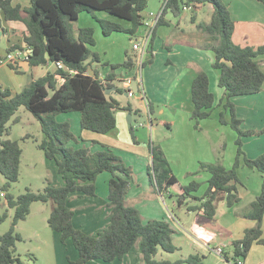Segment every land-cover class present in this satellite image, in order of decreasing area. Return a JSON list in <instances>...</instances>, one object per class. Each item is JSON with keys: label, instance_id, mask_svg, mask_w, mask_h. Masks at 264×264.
<instances>
[{"label": "trees", "instance_id": "16d2710c", "mask_svg": "<svg viewBox=\"0 0 264 264\" xmlns=\"http://www.w3.org/2000/svg\"><path fill=\"white\" fill-rule=\"evenodd\" d=\"M264 3V0H259ZM149 0H31L29 6L14 4L13 0H0V29L3 18L21 20L28 27L24 37L31 52L27 61L30 66L55 64L56 69L31 81L22 91L13 94L10 88L0 86V173L6 182L0 185L7 206L14 209L11 228L0 235V264L18 262L25 264L17 253V243L22 235L17 231L18 223L25 220L34 202L49 203L51 212L48 224L52 230L61 234V241H73L79 256L73 264H88L99 259L111 262L123 259L138 243L142 250V260L146 264H205L204 255L199 253L180 257L176 260L158 258L160 249L173 253L180 249L174 243L175 229L165 219L145 220L141 211L127 203V194L134 176L133 167L126 163L121 155L107 148L92 151L87 146L75 147L71 141H78L69 121H58L61 113H81V127L85 130L105 134L117 126L116 110L127 109L133 116L141 113L132 102L127 104L115 96L126 92L125 87L115 83V70L120 67L132 69L136 65L137 54L126 51L124 61L120 63L104 62L110 72L102 78L98 71L89 73L94 62H100L98 52L91 47L96 45L95 29L91 26L81 27L75 31L74 24L82 12H89L97 20L105 36L122 32L134 38L143 25V12ZM200 4H210L213 12L209 21L199 22L197 28L207 33L211 39L207 47L215 53L213 67L220 72L218 86L224 90L218 104L215 94L210 89V78L206 71L199 70L191 86L193 110L191 118L199 128L200 121L211 117L213 110L222 106L219 121L230 125L237 132V153L231 167L223 163L201 162L200 171L210 173L208 188L202 196L196 195L201 187L199 181L188 184L180 182L162 146L150 142L152 163L149 175L155 190L166 195L169 188L175 190L177 204L186 200L191 202L188 210L203 211V216L213 219L217 202L225 200L228 207L241 200L239 184H243L238 175V168L244 163L263 173L261 192L242 213L256 220V225L247 228L242 239L233 241L234 257L243 258L248 254L252 244L262 243V220L264 218V152L255 158L247 156L243 150V137L264 134V126L259 129L242 128V119L238 116L233 97L257 94L264 86V70L258 59L264 53V46H242L234 42L235 20L223 0H166L148 47V58L142 67L154 61V41L160 25L167 24L164 16L172 12L175 16L189 6L192 10ZM104 12L109 18H100L97 13ZM128 23L129 26L125 24ZM23 49L20 44L12 45L9 52ZM3 58L0 56V64ZM61 62L64 66L58 67ZM14 69L16 67L12 66ZM115 91L107 94L109 88ZM150 111L153 104L148 102ZM25 106L41 124L44 138H34L37 146L45 156L54 160L58 172L64 180L63 185L52 184L47 178L45 186L37 191L27 187L15 196L10 192L12 185L20 178L23 148L19 140L4 138L10 134V122H19L18 109ZM229 114L230 118L227 117ZM133 140L136 141L133 125L130 126ZM27 135L24 139L31 138ZM102 172L111 173L109 180L108 206L110 208L109 224L97 234H91L75 226V210L68 201L72 193L80 196L96 195V180ZM241 186V185H240ZM171 193V192H170ZM173 196V194H170ZM5 213L1 216L4 219ZM224 257L229 260L228 256Z\"/></svg>", "mask_w": 264, "mask_h": 264}, {"label": "crops", "instance_id": "0c3cea01", "mask_svg": "<svg viewBox=\"0 0 264 264\" xmlns=\"http://www.w3.org/2000/svg\"><path fill=\"white\" fill-rule=\"evenodd\" d=\"M165 1L166 0H149L147 8L143 12V25L138 31L139 33H143L146 28H148L149 24L153 23L154 16L162 10ZM223 1L228 6L231 16L235 20V30L233 34L234 42L242 46H253L255 48L264 46V3L259 0ZM13 3L29 6L31 0H13ZM187 10L191 11L190 16L187 15ZM187 10L185 9L180 16H175L172 12H168L164 16L167 24L158 27L157 36L154 41V61L146 67L141 68V76L139 75L140 66L138 64V57L136 65L132 69L120 67L114 71L116 75L115 83L116 81H121L123 82V87L126 79H134L136 76L141 77L144 94L147 100L151 101L153 104V110L151 112L153 127L151 128L149 121H147L145 115L146 107H143L145 103L141 99V96L137 95L132 97L136 99L132 101L133 107L141 109L140 114L134 115L138 118L136 128L147 127L150 130H154L167 126L168 132H171L172 136H174L171 138H175V149L169 144L167 146L163 141H160L158 144L162 146L176 176L174 163L184 162L178 159V157L185 149L188 151L190 159L199 162V164L200 162L215 163L220 161L227 167L233 165L237 153L236 133L229 129L231 128L230 125L220 123V111L215 110L219 107L223 109L222 106L216 107L211 117L200 121L195 139L188 137L191 133L189 131L186 138L183 137L178 141L179 134L185 133V130L182 129L180 125H177L178 121H190L192 124L195 122L191 118L193 104L190 100L192 82L198 71L204 70L209 75L210 89L215 94L216 104L219 103L224 93V90L218 86L220 72L213 67L215 53L212 49L207 47L211 37L197 28L199 22L210 20L213 7L207 4H200L194 11H192V9ZM83 14L84 12L79 15L77 22L83 20L85 26L82 27L91 26L95 29L96 45H98L97 26L99 25L100 27L101 25L97 20L98 23H92L88 19L89 17ZM97 15L100 18H109L106 13L105 15H101V13L99 15L97 13ZM125 25L129 26L128 23ZM79 28H81V26H79ZM26 34H28V27L23 21L6 20L3 18L2 28L0 29V41H6V48L1 47L0 56L4 58L9 52V48L15 44H20L23 47V49L17 50L29 51V47H27L24 42ZM112 34L109 36L103 35L104 37H110ZM134 37L136 38V35ZM133 39L134 38L130 39L132 48ZM126 51L127 50H124L121 53V58H115L114 55H109L110 50L107 48L104 49L103 53L106 60H102L101 58L100 62H94L89 73L93 74L94 71H98L100 76L104 78L110 72L111 68L109 65L104 64L103 61L120 63L124 61ZM134 53L138 56L137 51L134 50ZM258 59L264 70V53L260 54ZM12 66L13 65L9 62H1L0 86L4 89L10 88L13 94L22 91L31 81L44 76L50 71H54V67L56 68L55 64L52 62L46 65L32 67L28 61L22 58L19 60V66L16 67L17 69H14ZM142 69L147 71L148 75H146V77ZM160 90H164V94H160ZM161 101L164 103V108H160L157 104V102L161 103ZM233 101L236 104L238 116L243 120L242 128L259 129L264 126V86L262 91L257 94L235 96L233 97ZM160 109L161 114L165 115L168 110L169 114L174 118L169 115L163 119L157 118L155 114ZM123 110L131 114L127 109ZM217 111L219 112L218 114ZM134 116L132 115V121L134 120ZM143 116H145V121H143L144 125L138 126L137 123ZM227 117L230 118L229 114ZM79 118H81L80 112H68L57 117V119L61 121H69L71 123L72 131L78 137V141L70 142L71 145L75 147L87 146L92 151L109 148L118 155H121L127 164L132 165L133 162H138V169L135 168L136 166L134 164L132 165V167L134 166V176L131 179V186L127 194V203L136 206L141 211L145 220L155 218L165 219L171 223L176 231L173 237L179 236L180 234H187V236L189 235L190 237L196 236L198 239H194L199 241V244H201L200 246H203V243H209L210 245L215 243L212 244L213 246L225 244V253L228 258L231 257V254L235 255L232 244L233 241L242 239L245 230L256 225L255 219L247 217L242 213L261 192L263 183V173L261 171L256 168H250L242 163L238 168V175L243 182V185L239 187L241 200L232 207H228L225 200H219L217 202L216 214L213 219L205 218L201 210L196 212L195 221L186 227L184 226L185 224L178 222L176 219L175 222L171 220L169 212L166 210L165 195L157 194L153 187H151L152 184L150 183L148 171L152 160L150 144L149 150L144 153L138 152L132 148H121L115 144H108L104 137L95 135L97 132L82 129V127L79 126ZM73 122L75 126H73ZM27 135L30 136L31 134ZM31 136L34 137L33 135ZM44 136V133L41 132L40 137L35 138L42 140ZM136 141L140 142V138L137 137ZM178 149H180L178 153L173 151ZM243 150L250 158H255L263 153L264 134L244 136ZM23 155L22 160L24 157ZM44 158L48 166L51 167L49 179L52 184L57 186L63 185L64 180L62 175L58 172L56 162L48 159L46 156ZM188 171L189 170H187V172ZM203 172L208 173L210 178V173L205 170H197L194 173L197 175ZM111 176L109 172H102L98 176L96 180V195L94 196H80V193H72L70 195L68 204L75 210L73 222L76 227L81 228L87 233L97 234L109 224L110 208L108 206V193ZM194 180L198 181L197 179ZM1 196L5 197L3 192H1ZM173 203L177 204L175 200ZM35 204L37 203L34 202L32 204L29 216L25 220L20 221L17 226L19 231V227L22 229L24 226L27 228L26 226L29 225L26 236L31 239L37 237L36 241L38 243V248L35 252H29L28 254H23L21 252L17 253L21 255L25 264H29L28 261L30 260H32L30 264H64V259L66 260V264H73L68 258L75 261L79 256L78 250L73 249L71 254H66L64 244H68L71 239L63 243L61 241V234L50 228L48 216L51 212V205L49 203H41V205L37 207V210L34 211L33 206H37ZM5 205L7 206V201H5ZM209 220L213 222L211 225L206 223L209 222ZM262 231L263 242L252 244L248 254L244 258V264H264V218L262 220ZM21 235L24 238L22 232ZM228 248L230 249L227 250ZM225 260L227 264H229L226 258ZM12 264L20 263L15 262ZM88 264L146 263L142 260V250L140 243H138L123 259H115L111 262L95 259L89 261ZM205 264L207 263L205 262Z\"/></svg>", "mask_w": 264, "mask_h": 264}, {"label": "rangeland", "instance_id": "374dc122", "mask_svg": "<svg viewBox=\"0 0 264 264\" xmlns=\"http://www.w3.org/2000/svg\"><path fill=\"white\" fill-rule=\"evenodd\" d=\"M207 5H210V4H207ZM186 12L188 16L191 15V11L187 10ZM100 13L101 15H105L104 12H98L99 15ZM83 15H86V17H89L88 19L92 23H98L89 12H84ZM104 18H107V17H104ZM79 26L81 27L85 26V23H83V20L80 22H77V21L75 22L74 28L76 32L79 29ZM97 28H98V36H97L98 45H96L93 48L91 47V49L93 51L99 52V55L101 56L100 58H102V60H106V57L103 53V50L106 48L110 50L109 55H114L115 58L116 57L121 58V53L124 50H128L129 52H132V43L130 41L131 37L129 34L113 33L112 36L110 37H104L103 32H102V27L101 26L99 27L98 25ZM1 47L6 48L5 40L0 41V49ZM104 62L105 61H103V63ZM54 69L56 68L54 67ZM142 71L144 72L145 77H146V75H148L147 71L145 69H142ZM116 83H118V86L123 87V82L116 81ZM159 93L164 94V90H160ZM115 96L120 101H122L123 105L127 104L128 101L132 102L136 100L128 96L126 92L115 93ZM190 101L192 102V99ZM157 104L159 105L160 108L162 107L164 108L163 106L164 103L162 101L161 103L157 102ZM143 107L145 108V105H143ZM220 109L221 107L215 110L221 111L222 109L221 110ZM218 111H217V114L219 113ZM71 113H79V112H71ZM116 113H117L118 123L114 131L109 132L107 134L95 133V135L104 137V139L106 140L108 144H115L121 148L122 147L132 148L134 150H137L138 152L144 153L145 151L149 150V144L151 141H154L155 143H159L160 141H163L164 143H166L167 146L169 144L175 149V138H171L174 136H172L171 132L170 133L168 132L167 126H163L161 129H154V130H150L147 127L136 128L137 127L136 122L138 119L137 117L134 116V120L130 122L128 118L129 114L125 112V110L118 109L116 110ZM61 114H64V113H61ZM59 115H57V117ZM168 115L174 118L172 115L169 114L168 110L165 115L161 114V109L157 111L155 114L157 118H162V119ZM16 116L19 118V122H16V123H14L13 121L10 122L9 123L10 134L4 136V138H10L12 140H19L20 145L24 149V155H23L24 157H23V160L21 161V167H20V178L17 182H15L12 185L10 189V192L14 194L15 196L23 193L27 187H30L34 191H37L43 188V186H45L47 182V178H50L49 174H51V170H50L51 167H49L48 164L45 162V158H44L45 153L43 150H41L37 146V143L34 139L35 137L39 138L41 135L42 130H41L40 121L29 110H27L25 106H21L18 109ZM79 119L81 120V118ZM57 120L61 121L59 119ZM80 120H79V126H81ZM141 120L145 121V116H143L140 119V121ZM61 122H64V121H61ZM131 124L134 127L135 136L137 135V137L140 138V142L133 140V137L130 131ZM177 125H180L181 128L185 130V133L179 134L178 141L182 139L183 137L186 138L188 136L189 131L191 133H190V136L188 137L191 139L196 138L197 128L195 126V122H193L192 124L190 121L183 122L179 120ZM184 125H185V128H184ZM73 126H75L74 122H73ZM186 128H187V131H186ZM229 129L234 131L237 136V132L235 130H233L232 128H229ZM27 134H31L34 137L24 139V137ZM179 150L180 149L173 150V151L178 153ZM178 159H181L184 161L183 163H179V162L174 163L175 172L178 178L184 184H187L191 182L192 180L197 179L201 183V187L199 191L197 192V195L202 196L208 188L209 174L203 172V173L196 175L194 173L195 171L200 170V164L199 162H195L194 160L190 159L189 153L186 149L185 151L182 152V154H179ZM151 163H152V160L150 162V165ZM133 164L136 166L135 168L137 169L139 168L138 162H133ZM133 170H134V166H133ZM187 170L189 171L187 172ZM148 171H149V168H148ZM149 178H150V175H149ZM5 182H6L5 177L0 173V185L5 184ZM150 183L152 184L151 179H150ZM240 185H243V184H239L238 186L240 187ZM151 187H153V189L155 190V187L153 184L151 185ZM169 191L173 194V196H171L170 193L167 191L164 197H165L166 210L169 212V216L171 220L175 222V219H176L178 220V222L183 223L185 224L184 226L188 227L196 219V212L188 210V205L191 202H189V200H186L184 204L182 205L174 204L173 203L174 200L177 203V197L174 194L175 190L171 187L169 188ZM1 192L2 191L0 190V235L7 232L11 228L12 218L14 215V209L5 205L6 199L5 197L1 196ZM155 192L157 191L155 190ZM157 194H160V193L157 192ZM35 203H37L35 204L37 206H33L34 211L37 210V207L41 205L42 202H35ZM5 213H7V216L4 219H1V216H3ZM206 223L211 225L213 222L209 220V222H206ZM21 225H25V224H21ZM26 227L28 228L29 225H27ZM27 228H25V226L22 229L21 227H19V231H18V226L16 227L17 231L20 234L22 232L24 235V238L22 239V241H19L17 243V252H21L23 254H28L29 252H35L38 248L37 247L38 243L36 241L37 237L31 239L26 236L27 231H28ZM194 238L196 239L197 237L196 236L190 237L189 235L187 236V234H180L179 236L174 237V243L178 247H180V249L173 253H168L160 249L157 257L176 260L183 256L186 257L190 254L199 253L201 255H204V261L207 264H227L224 256L218 255L216 252H214L213 250L207 247L200 246L201 244H199V241L195 240ZM212 244H215V243H212ZM212 244L210 246L214 247L215 245L213 246ZM64 245H65L66 254H69V253L71 254L73 249H76L72 240H69L68 244H64ZM229 249L230 248H228L227 250ZM233 258H234V255L231 254V257L229 258V260L231 261L233 260ZM28 263L29 264L32 263V260L28 261ZM64 264H66L65 259H64Z\"/></svg>", "mask_w": 264, "mask_h": 264}, {"label": "built area", "instance_id": "2783aa9c", "mask_svg": "<svg viewBox=\"0 0 264 264\" xmlns=\"http://www.w3.org/2000/svg\"><path fill=\"white\" fill-rule=\"evenodd\" d=\"M186 9H192V6H189ZM162 10H163V8H162ZM162 10L154 16L153 23L149 24L148 28H146V30L143 33L137 34L136 38L134 37V39H133V49L138 52L137 57H138V64L140 66V74H139L140 76H141L142 65L148 56V47H149L150 40L152 37L153 28L155 27L160 15L162 14ZM30 52H31V50H29V51L17 50L14 52H8L6 54V56L3 58L2 62H9L14 67H18L20 58L27 61ZM56 65L60 68L64 66L61 62H58ZM135 80L138 83V87H139L138 92H135L132 89V85H133ZM124 87L127 89L126 93L128 96H130V97H135L137 95L141 96V99L145 103V107H146L145 115H146L147 121H149V125L152 128L153 122H152V115H151V111H150V107H149V103H148L149 101L147 100V98L144 94V88L142 85L141 77L136 76V77H134V79H131V78L126 79L124 82ZM137 125L143 126L144 122L139 121L137 123ZM202 245L204 247H207V248L213 250L218 255H221V256L225 255V247H226L225 244H221L219 246H214V247H211L209 243H203ZM228 262H229V264H244V258L241 256H237V257L235 256L233 260H231V261L228 260Z\"/></svg>", "mask_w": 264, "mask_h": 264}, {"label": "water", "instance_id": "95a60500", "mask_svg": "<svg viewBox=\"0 0 264 264\" xmlns=\"http://www.w3.org/2000/svg\"><path fill=\"white\" fill-rule=\"evenodd\" d=\"M116 89V87H112V88H109L107 89L106 93L107 94H110L112 91H114ZM132 89L135 91V92H138L139 91V87H138V83L136 82V80L134 81L133 85H132ZM127 94V93H126ZM129 121L131 122L132 121V115L129 114Z\"/></svg>", "mask_w": 264, "mask_h": 264}]
</instances>
